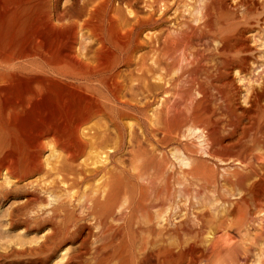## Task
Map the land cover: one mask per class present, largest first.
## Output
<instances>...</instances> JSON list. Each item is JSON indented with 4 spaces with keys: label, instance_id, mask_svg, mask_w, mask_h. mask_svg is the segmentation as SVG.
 I'll list each match as a JSON object with an SVG mask.
<instances>
[{
    "label": "rangeland",
    "instance_id": "1",
    "mask_svg": "<svg viewBox=\"0 0 264 264\" xmlns=\"http://www.w3.org/2000/svg\"><path fill=\"white\" fill-rule=\"evenodd\" d=\"M72 1L0 0V140L4 143L3 149L0 146V154L9 151V157L14 160L20 155V150L17 149L20 136L14 135L11 129V125L16 121L11 115V106L28 90H81L80 84L84 82V79L65 73L64 68L63 71L57 70V63L62 60L60 54L64 52V40L69 28L64 29L61 24L54 25L45 19L49 11L47 9H50L52 4L61 13L66 7L67 9L71 7ZM144 3L139 4L137 8L147 11L149 7L147 9ZM205 5L208 6L204 7ZM175 7L168 14L170 21L163 26H167L163 29L173 31L174 37L177 35L175 38L181 44L177 45L179 48L174 52L175 54L173 53L174 58L170 60L164 57L162 72L164 71L165 75L171 66L169 71L172 76L184 74L185 77L189 74L188 79L182 77L184 82L182 79V83L179 81L181 89L176 87L178 93L176 116L180 125H184L182 127L184 130L180 128L182 130L179 143L174 144L176 149L172 144L166 147L167 150L159 149L156 155L147 159L138 158L130 164L131 172L135 173L131 174L132 177L130 175L128 181L133 211L131 210V215L122 220L115 221L111 217L112 229L107 236L104 235L98 240L92 236L89 238L90 246L103 245L101 256L99 254L93 262L97 264H264V0H181L179 6ZM128 9L133 11L135 7L126 10ZM176 10L180 13L178 14ZM174 13L175 16L178 14L182 17L176 18L178 15L175 17ZM181 20H184V23ZM173 28L177 31L174 32ZM185 30L188 33H185ZM152 32L155 30L146 29L142 38H148V35L153 34ZM184 34L185 36L181 37ZM30 38L31 41L42 39L43 46L30 42ZM32 46H35L40 53H47L46 58L49 61L39 57H36L38 58L36 60L32 57L20 58L22 52ZM43 47L54 52V57L52 52L49 54ZM148 50L145 48L138 52L141 54ZM91 56L93 53L89 57ZM216 59L226 65L225 73L219 81L215 82L213 79L212 84V81L207 82L209 84L207 101L204 94L203 96L201 94L202 90L199 89L198 82L204 81L205 78V75L202 76V67L212 66ZM172 60L173 62L170 63ZM187 63L190 65L188 66ZM186 65L189 69L193 67L194 71L197 67V72H192V69L188 72L187 68L184 69ZM134 67L136 66L133 65L131 69ZM74 68L76 72L83 71L80 66L76 65ZM120 69L125 70L124 67ZM156 75H160V72ZM98 78L99 75L93 76L92 82L100 86ZM196 78L199 80H195ZM186 80L189 81L188 84ZM218 91L225 94V99L216 96ZM162 97L159 96L158 102L152 109L161 106ZM193 107H196L198 112L206 114L209 118V126L212 125L209 140L213 145L208 146L206 150L200 146L202 139L197 138L196 134L190 135L187 130L191 121L188 123L186 120H189ZM185 123H187L186 127ZM186 138L190 140L189 143ZM46 143L44 159L47 160L45 167L48 173L42 170L18 184L17 179L10 177L6 170L1 171L0 264H34L33 261L43 255L39 254L37 248L45 242L51 246L47 245V248L54 250L47 249L49 251L46 253L50 257L44 264H66L64 257H67L66 254L80 243L78 241L77 244L67 242L60 244L63 236L56 240L51 239V212L47 211L36 220L30 219L34 211L37 214L43 212V209L50 210L57 200H74L73 196H78L81 192L80 188H69L70 184L62 181V177L52 170L57 157L63 151L55 147L50 138ZM162 153L172 154L171 159L175 158L174 154L178 156H183L184 153L191 154L190 156L194 158L193 171L183 172L188 167L181 165L182 161L176 158L177 167L173 169L174 171L169 169L171 167L169 159L159 157ZM105 156L106 154H103L104 158ZM84 159L85 157L79 159L77 163ZM26 183L33 185L38 183L42 184V187L47 185L51 192L41 195L39 193L37 202L28 203L26 189L29 187ZM89 186V183L85 184L83 189ZM46 197H49V200ZM140 198L144 200L146 206L143 211L144 216L136 208ZM48 201L51 203L46 204ZM157 204L159 207H154ZM148 209H152L153 214ZM149 219L156 222L154 224L158 232L161 230L160 235L137 234L134 231L130 233L126 229L123 236H120L118 227L121 224L126 223L131 227L136 226L140 221L142 225H147ZM86 231L82 232L83 237H88ZM93 231L98 232V228H93ZM142 241L147 242L149 250H147L148 257L143 261L138 252V246ZM152 243L157 244V247Z\"/></svg>",
    "mask_w": 264,
    "mask_h": 264
},
{
    "label": "bare ground",
    "instance_id": "2",
    "mask_svg": "<svg viewBox=\"0 0 264 264\" xmlns=\"http://www.w3.org/2000/svg\"><path fill=\"white\" fill-rule=\"evenodd\" d=\"M170 1L173 2L171 3ZM142 2H145L147 9L149 7L147 11L137 8ZM180 2L181 0H73L71 7L68 9L66 7L64 12L59 13V10L55 9L56 6L54 4L51 5L50 9H47L49 11L47 12L48 14L46 13L47 17L45 19L48 22L54 25L56 23L61 24L64 29L69 28L64 40V52L62 51L63 53L60 54L62 60L57 63V70L63 71L64 68L65 73L82 80L84 79V82L82 81L83 83L80 84L79 88L81 90H28L11 106V115L16 118V121L11 125V129L14 135L18 134L20 136V142L17 146V149L20 150V155L19 158L14 160V158L9 157V151L2 152L0 154V175L2 170H6L9 176L16 178V182L20 184L19 182L23 183L42 170L47 171L45 167L47 160L44 159V153L46 152V141L48 138L54 143L55 147L63 151L57 157L52 170L62 177V181L70 184L69 188H80L81 192L79 194L76 192L78 196L72 195L75 197L74 200H57L50 210L43 209V212L37 214L34 211V215H30L31 218L28 217L32 221L47 211L48 213L51 212L53 217L50 218L52 220L51 239L55 238L56 240L63 236V238L61 237V242L58 240L60 244L62 242L77 244L80 241L70 253L66 254L68 256L64 257V259L66 258V264H97L93 261L98 258L99 254L101 256L103 245L90 246L88 243L89 238L92 236L98 240L104 235L107 236V233L111 232L110 230L112 229L111 217H113V220L118 221L131 215L132 207L128 181L134 171L133 173L131 172L130 164L134 163L138 158L147 159L149 156L156 155L159 149H166L172 144V147H174L175 143H179L180 131L184 125H180L176 116L177 109L175 110V106L178 96L176 87H179L180 83H182L181 79L184 74L183 76L170 75L169 68L171 66L168 68L169 73L167 71L165 75L162 70L164 57L174 58L175 55L173 53L178 50L179 47L177 48V45L181 44L175 38L177 35L174 37L173 31L169 32V30L163 29L167 27L163 26L170 21L168 14L175 6L178 7ZM125 6L132 9L135 7V9L133 11L128 9L127 11ZM206 6L208 5L204 7ZM177 12L178 14L180 13L179 11ZM37 13L39 12L37 11ZM201 13L203 14V12ZM178 17L180 16L178 15L176 18ZM179 20L177 21L181 24ZM146 29H153L155 32H152L151 36L148 35V38H142V34ZM185 29L187 28L185 27ZM39 30L41 31V29ZM175 31L177 30L174 29ZM186 32L187 30H185ZM46 36L48 37V34ZM183 36L185 34L181 37ZM30 42H34L38 46L43 43L40 38L32 41L30 38ZM35 46L28 47L24 53L22 52L20 58L32 57L36 60L38 59L36 57H39V59L43 58V60L46 59L48 62L47 53H40L37 51V46ZM145 48L149 50L139 54L138 51H142ZM44 49L46 50V48ZM48 50L46 52H52ZM137 52L139 55H137ZM91 53H93V56L89 57ZM199 53H201L200 50ZM150 61H153V63H150ZM216 61L212 66L208 64V66H204L205 68L200 66L203 69H200L203 72H201L202 76L205 75V78L203 79L204 81H199L198 84L199 89L202 90V96L204 94V98L208 97L209 92L207 91V86L209 85L207 82L212 81V84L213 79H215V82L219 81L225 73L226 65L224 66L223 61L218 62V59ZM172 62L173 60L170 63ZM76 65L83 69L81 73L76 72L74 68ZM133 65L136 67L131 69ZM187 65L189 66L190 64L187 63ZM187 65L184 66V69L187 68ZM121 67H124L125 70L120 69ZM167 67H165L166 70ZM191 69L193 70L192 72H195L197 67L195 71L193 67L187 68V71H191ZM157 72H160V75H156ZM96 75H99L100 86L94 85L92 82L93 76L95 77ZM187 76L185 77L188 79L189 77ZM191 76L193 77V74ZM197 79L199 80V78L195 80ZM182 80L184 82V79ZM192 81L194 83V80ZM187 84L185 83V85ZM194 86L197 85L195 84ZM216 86L219 88V85L216 84ZM220 86L222 87V85ZM180 87L179 89H181ZM185 87L188 88V86ZM220 91H218V94L217 92L215 93L217 94L216 96L219 99H225V94ZM159 96H163V99H160L161 106L157 109H152L153 105L158 102ZM198 111L196 107H193L191 116L188 115L189 120L187 119L186 122L191 121L192 123L190 122V127L188 126L187 130L190 135L194 136L196 134L197 138L202 139L200 146L203 150H206L208 146L213 145L209 140V132L212 125L209 126L208 116ZM150 112L153 113L151 114ZM132 120L135 122L131 123ZM180 128L182 129L180 130ZM187 139L186 141L190 142ZM0 146L3 149L4 143L2 140H0ZM103 154H106L105 158ZM160 155L159 157L169 159L171 166H168L169 169L173 170L177 167L176 159L182 161L181 165L188 167L183 172L190 173L194 169V158L190 156L191 154L184 153L182 154L183 156L174 154L176 159H171L170 155L172 154L162 153V156ZM83 157L85 159L77 163ZM156 159L159 160L157 157ZM93 180L97 181L91 184L90 182ZM88 183L90 186L83 189V186ZM26 186L29 187L26 189L27 202L31 204L38 201L39 193L41 195V193L51 192L50 187L47 185L42 187V184L33 185L32 183H26ZM26 186L24 187L26 188ZM46 199L49 200V197H46ZM143 201L141 198L138 199L136 206L142 216L145 214L143 211L146 207ZM50 203L51 201H48L46 204ZM156 206L159 207L158 204L154 205V207ZM151 210L148 209L150 212ZM167 219L169 220L168 216ZM154 222L153 219H149L147 225H142L139 221L136 226L131 227H128L126 223L119 224L118 232L120 236H123L126 229L130 233L134 231L137 234L156 233V235H160L161 230L159 232L156 230ZM93 228H98V232H94ZM83 231H86L88 237L81 235ZM47 245L48 243L46 242L39 245L37 249L39 254L43 255L33 261L34 264L38 261L37 264H44L49 259L50 256H48L46 251L54 250V248H47ZM152 245L157 247L155 243H152ZM48 246L51 247L50 245ZM138 247V252L142 256L140 258L143 261V259L145 260L148 257L147 242L142 241Z\"/></svg>",
    "mask_w": 264,
    "mask_h": 264
}]
</instances>
